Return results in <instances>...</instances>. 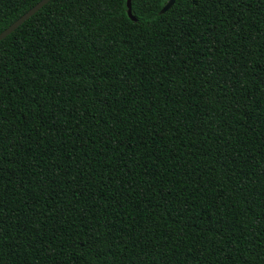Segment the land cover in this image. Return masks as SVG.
Listing matches in <instances>:
<instances>
[{"label":"trees","instance_id":"obj_1","mask_svg":"<svg viewBox=\"0 0 264 264\" xmlns=\"http://www.w3.org/2000/svg\"><path fill=\"white\" fill-rule=\"evenodd\" d=\"M125 1L0 40V264H264V0Z\"/></svg>","mask_w":264,"mask_h":264},{"label":"water","instance_id":"obj_2","mask_svg":"<svg viewBox=\"0 0 264 264\" xmlns=\"http://www.w3.org/2000/svg\"><path fill=\"white\" fill-rule=\"evenodd\" d=\"M49 0H39L31 8H29L25 13L19 16L15 21H13L8 27L0 32V40L5 36L14 31L19 25H21L25 20L32 16L37 10H39L43 5H45ZM173 3V0H168L160 9L159 14L164 13ZM126 15L131 20L134 21L130 12V0L125 1Z\"/></svg>","mask_w":264,"mask_h":264}]
</instances>
